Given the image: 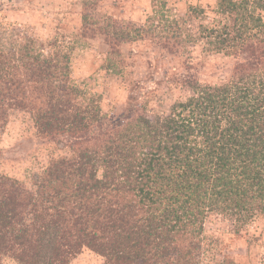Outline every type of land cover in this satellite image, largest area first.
<instances>
[{"label": "trees", "instance_id": "1", "mask_svg": "<svg viewBox=\"0 0 264 264\" xmlns=\"http://www.w3.org/2000/svg\"><path fill=\"white\" fill-rule=\"evenodd\" d=\"M129 27L112 16L101 26L113 39L107 68L124 73L119 41L140 42L149 67L160 51L180 59L184 73L164 69V85L182 90L167 109L144 106L161 94L134 95L150 75L129 79L141 109L110 118L73 81L58 40L48 49L0 40V127L13 110L27 111L40 137H65L69 148L31 185L0 174V260L70 264L88 248L103 264H200L209 248L212 264H238L215 252L206 223L225 219L236 234L264 238V0L185 11L151 0L146 21ZM197 53L235 63L202 81L191 71Z\"/></svg>", "mask_w": 264, "mask_h": 264}, {"label": "rangeland", "instance_id": "2", "mask_svg": "<svg viewBox=\"0 0 264 264\" xmlns=\"http://www.w3.org/2000/svg\"><path fill=\"white\" fill-rule=\"evenodd\" d=\"M218 0H171L178 11H185L188 4L206 9L215 7ZM151 12V0H0V40L7 45L36 41L40 48L48 49V43L58 40L71 55V77L86 93L98 97L105 115L110 118L125 114L130 104H145V98L131 103L129 79L143 80L142 86L134 90L140 97L147 91L161 94L162 101L150 94L147 109L160 111L167 109L179 95L181 89H168L163 83L164 69L176 67L174 73H184L182 61L176 57L158 52L156 66L149 67L147 50L140 42H117L120 53L114 55L116 61L124 59V73L117 74L107 67L110 51L108 37L102 34L101 26L108 16L117 19L125 29L139 26ZM151 56V55H150ZM235 61L223 55L195 54L192 73L202 81H218L231 72ZM156 79V80H154ZM160 80V83L156 81ZM162 81V82H161ZM145 87V88H144ZM65 137L56 140L40 137L31 114L23 110H13L9 121L0 127V174L16 177L31 185L49 161L69 153ZM206 233L218 238L211 244L216 253L234 258L238 264H261L264 257V238L254 240L251 235L236 234L232 224L225 219L209 220ZM214 255V254H213ZM211 251L206 249L200 264H212ZM104 258L85 248L70 264H103ZM0 264H17L4 257Z\"/></svg>", "mask_w": 264, "mask_h": 264}]
</instances>
